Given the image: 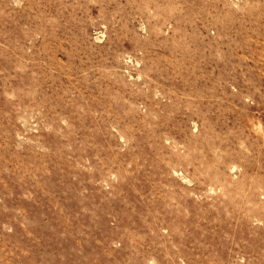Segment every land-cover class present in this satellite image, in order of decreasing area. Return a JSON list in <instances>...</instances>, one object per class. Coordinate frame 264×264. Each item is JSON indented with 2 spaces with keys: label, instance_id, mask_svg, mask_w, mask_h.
I'll list each match as a JSON object with an SVG mask.
<instances>
[{
  "label": "rangeland",
  "instance_id": "374dc122",
  "mask_svg": "<svg viewBox=\"0 0 264 264\" xmlns=\"http://www.w3.org/2000/svg\"><path fill=\"white\" fill-rule=\"evenodd\" d=\"M0 264H264V0H0Z\"/></svg>",
  "mask_w": 264,
  "mask_h": 264
}]
</instances>
